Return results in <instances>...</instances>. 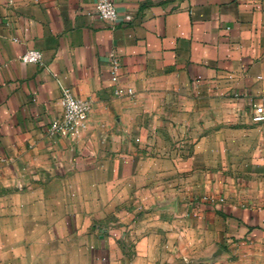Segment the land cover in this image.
<instances>
[{
  "label": "crops",
  "instance_id": "0c3cea01",
  "mask_svg": "<svg viewBox=\"0 0 264 264\" xmlns=\"http://www.w3.org/2000/svg\"><path fill=\"white\" fill-rule=\"evenodd\" d=\"M95 1L0 0V264H264V0Z\"/></svg>",
  "mask_w": 264,
  "mask_h": 264
},
{
  "label": "built area",
  "instance_id": "2783aa9c",
  "mask_svg": "<svg viewBox=\"0 0 264 264\" xmlns=\"http://www.w3.org/2000/svg\"><path fill=\"white\" fill-rule=\"evenodd\" d=\"M11 2V1H10ZM94 14L101 20L117 23L118 21H130L131 15H119L116 7L111 0H96L94 5ZM17 41V38H13ZM24 63H41L42 53L38 49H27L18 56ZM120 61L115 54L110 57L109 73L111 81L114 84L113 95L129 96L133 94L131 87H122L119 84ZM60 113L51 119L46 127L48 135H55L64 138L74 139L80 133L85 131L88 126V117L91 109V103L87 99L76 96L70 87H63L59 97ZM251 120L261 122L264 120V109L262 104H254ZM208 200V197H204ZM222 199H220L221 201Z\"/></svg>",
  "mask_w": 264,
  "mask_h": 264
}]
</instances>
